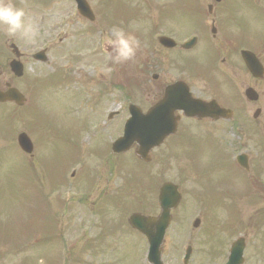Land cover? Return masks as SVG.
I'll return each instance as SVG.
<instances>
[{"label":"flooded vegetation","instance_id":"obj_1","mask_svg":"<svg viewBox=\"0 0 264 264\" xmlns=\"http://www.w3.org/2000/svg\"><path fill=\"white\" fill-rule=\"evenodd\" d=\"M26 0H22L24 2ZM30 8H24L25 20L31 22L43 16L41 10L63 0H28ZM141 1V0H138ZM177 6L170 12L155 10L149 27L166 30L175 42L173 49L156 48L149 58L166 63L158 81H181L187 85L190 96L210 102L216 101L221 108L230 110V118L220 119H181L180 123H189L204 129L211 150L223 145L227 152L228 140L235 141L231 147L232 164H244L251 171V141L256 138L258 128H264V119H259L261 109L255 111L250 103L239 95L241 79L247 83L250 79L242 52L256 56L264 68V0H172ZM19 7L21 0H9ZM151 0H143L144 8ZM40 7V8H39ZM210 7V8H209ZM41 9V10H40ZM137 8L130 11L132 20ZM151 15V14H150ZM261 24H255L261 19ZM136 22V21H135ZM141 28L142 23H134ZM189 39L188 46L182 47L181 41ZM23 36L9 35L4 26H0V48L8 49L7 54L0 53V93L5 94L11 88L26 91L31 86L24 75V63L30 62V54L20 51ZM15 47V49H13ZM17 57L16 59L14 57ZM18 59V60H17ZM19 62L22 71H12V64ZM170 81V82H172ZM255 85L256 82L253 81ZM255 90L259 87L253 86ZM248 87L243 88L245 90ZM257 110V109H256ZM247 160V163H246Z\"/></svg>","mask_w":264,"mask_h":264},{"label":"rangeland","instance_id":"obj_2","mask_svg":"<svg viewBox=\"0 0 264 264\" xmlns=\"http://www.w3.org/2000/svg\"><path fill=\"white\" fill-rule=\"evenodd\" d=\"M261 20L262 18L259 19V21L255 25L258 26L259 24H261ZM51 111H52L53 117L55 118V119H49L51 122H54V120L56 122H64V125H62L63 128L65 129L70 128L71 130L74 128V122L70 120L69 118H71L74 112L76 111V106L74 105L73 102L69 101V98L67 95L65 94L60 95V97L57 100V103H55L52 106ZM88 121L93 122V114L89 117ZM85 146L86 147L88 146V151H90V144H85ZM195 151L202 153L201 150H197L194 147H187L184 144H177L174 146L172 154L173 156H176V155L182 154L183 152L194 153ZM160 152H162V159H164L165 153H163L162 150ZM182 157L185 159V156H182ZM217 161L218 160H214L215 163ZM146 168H149L151 175L157 170V173H155L156 182H155L154 189H153L154 193H152V196L154 197L153 202H155V198H156V189L159 183L163 181L170 180L176 184H181L183 187H185L186 190L189 189V201L184 203V205L181 206V209L176 214V216L183 215V220L179 224V228L177 229V232H178L177 239L185 241L187 222L189 219V215L191 214L189 212H193L194 215H196L197 213H203L199 206L191 205L193 202H195V198L193 194L195 182L192 180L191 173L186 174L185 160H181L180 162H175L174 166L166 167L161 172L160 170L161 169V157L158 156L157 166L153 159V161L149 165H147ZM182 171H185L183 175H182ZM140 174L143 176V173H140ZM214 176L218 180L224 179V177L220 174V172H218V174L216 173ZM263 179H264V176H263ZM205 182L206 181L204 178L199 179L198 181L199 190L200 188L205 187L204 186ZM153 184H154V181L152 182V185ZM143 190L145 191V194L148 198L149 197L148 190L146 188H144ZM28 197H29V194L27 192L18 191V190L12 192V194L10 195L9 204H10L11 210H10L8 217L10 218L11 221L18 222L16 226L13 228V230L25 236H28L32 233H35L37 235H42L45 232H51L53 225H52V222H50L47 218V215L49 213L46 210L44 211L45 198L41 196L35 197L33 194L29 199ZM197 197L201 199V196L198 195ZM231 205L234 206V208L237 210V213L244 212V207L250 206L251 207L250 213L255 214L258 208H261L262 210H264V196L263 195L258 196L256 199V202H254L252 205L248 204V202L246 201L244 204L239 203L238 205L235 206L233 205V202L230 201V203L228 202V205L219 206L218 210L220 212L221 217L225 218L227 215H231V210L233 211V209L230 207ZM222 207H225V208H222ZM203 209L208 212L210 211L211 206L209 207L203 206ZM2 228L6 229L9 227L2 225ZM66 241H67L66 246H69L68 244H71L73 242L74 243L72 245L76 243V240L74 238L67 239ZM132 246H133V243L129 239L120 240L117 244V247L115 244V255L118 256L119 258L128 256L129 263L136 264L138 261V253L136 250L133 249ZM84 250H85V246L80 247L79 250L75 253H79ZM54 251L58 252L57 249H55ZM52 255H57V254H52ZM37 257H40V254H38ZM74 258L75 257H73L71 248L69 246V248L67 249V253H65V260L62 264H70L74 262ZM13 260L14 259H12L11 262L9 261L7 263L20 264V263H14V262H21V258H17L14 261ZM47 263L52 264L51 261H48ZM34 264H36L35 256H34Z\"/></svg>","mask_w":264,"mask_h":264},{"label":"clouds","instance_id":"obj_3","mask_svg":"<svg viewBox=\"0 0 264 264\" xmlns=\"http://www.w3.org/2000/svg\"><path fill=\"white\" fill-rule=\"evenodd\" d=\"M25 15L22 8L15 7L11 2L0 0V26H4L9 35L20 34L26 39L35 36V29L25 20ZM104 43L106 51L109 48L112 49L108 55L117 63L131 60L138 47L135 37L127 35L122 28L117 27H113L111 34L106 35Z\"/></svg>","mask_w":264,"mask_h":264},{"label":"water","instance_id":"obj_4","mask_svg":"<svg viewBox=\"0 0 264 264\" xmlns=\"http://www.w3.org/2000/svg\"><path fill=\"white\" fill-rule=\"evenodd\" d=\"M153 139L156 141L158 139V137H156V135H154L153 136ZM167 190L173 191V188L170 185H166V186H164L163 191H167ZM170 199H171L170 197L165 198V199H161V204H166V203H172V204H174L173 203V200L171 202H168V201H170ZM166 205L167 206H170V204H166ZM157 244H158V240H156L154 242V248H156Z\"/></svg>","mask_w":264,"mask_h":264}]
</instances>
